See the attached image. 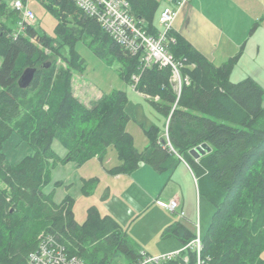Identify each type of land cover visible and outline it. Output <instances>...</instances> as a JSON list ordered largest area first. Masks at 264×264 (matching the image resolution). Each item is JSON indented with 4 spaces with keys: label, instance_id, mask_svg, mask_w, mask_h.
<instances>
[{
    "label": "trees",
    "instance_id": "obj_1",
    "mask_svg": "<svg viewBox=\"0 0 264 264\" xmlns=\"http://www.w3.org/2000/svg\"><path fill=\"white\" fill-rule=\"evenodd\" d=\"M42 2L58 19L56 38L34 25L15 36L21 14L0 0V15L8 14L15 24L0 22V264H29L42 234H52L88 264H114L117 254L126 264L143 259L142 249L113 216L91 206L87 219L79 222L73 196L57 202L44 191L57 163L81 165L104 157L110 146L121 161L110 169L114 174L131 173L144 163L163 171L182 158L191 166L201 200L215 207L201 233L205 264H264V89L251 76L232 78L238 57L216 65L172 28L167 48L183 77L179 94L171 66L144 65V49L130 53L72 0ZM129 2L135 18L157 34L160 1ZM78 41L118 65L126 83L132 85L138 75L137 91L169 119L164 128L145 129L149 145L144 150L127 129L132 116L124 89L104 93L90 105L75 93V72L85 67ZM27 68L36 71L23 87L19 81ZM14 131L33 151L10 163L3 142ZM55 139L66 148L65 157L53 148ZM203 143L211 150L196 158L191 150ZM172 234L184 248L197 231L178 222L166 228L165 235ZM157 264H197V252L188 246Z\"/></svg>",
    "mask_w": 264,
    "mask_h": 264
},
{
    "label": "crops",
    "instance_id": "obj_2",
    "mask_svg": "<svg viewBox=\"0 0 264 264\" xmlns=\"http://www.w3.org/2000/svg\"><path fill=\"white\" fill-rule=\"evenodd\" d=\"M159 1L163 4V7L158 11V25L162 9L168 5L176 7L181 0ZM173 28L187 38L216 65H221L231 57L237 56L238 60L234 70L241 67L243 77L251 76L257 82H263L264 0H186L183 5L179 6L178 15L173 22ZM138 93L141 94L140 92ZM100 159L99 156H95L90 160L101 162L102 160ZM75 169L88 170L86 174L82 170L83 173L80 175V181L82 180V182L87 178H99V181L93 179V185H98L101 182L102 178L98 170L106 172L102 176L111 178L104 187L103 195L98 198L102 203L88 205L89 207L97 206L103 215H111L119 220L114 207L111 205V198L120 195L131 197L133 204L137 205H133V208L136 209L135 214H138L135 215L137 221H139L140 216H143L147 208H154L152 210L155 223L152 222L151 224L150 221L145 220L140 225L136 224L135 220L133 223L136 222L134 224L140 225V227L133 226L134 231L142 230L143 232H148L153 227L164 231L168 225L178 222L183 224L188 231L196 230L194 223L199 217L198 205L202 200L197 177L193 173L191 166L183 158L178 162H173V167L170 166L163 171H159L154 166L144 163L131 173L114 174L110 173L103 161L100 167L92 162L89 164L87 161V163L78 165ZM75 177L74 175L70 179L68 178V181L71 182L70 186H73L76 182L77 178ZM169 184H172V190L167 192ZM69 192L66 195L74 197ZM172 198H176L179 201V207L176 212L158 203V199L169 200ZM180 211H184L185 215L181 217L180 213H178ZM171 213H178V217L175 218L174 214ZM156 216H159V218H156ZM133 223H130V229ZM121 226L123 227L122 224ZM185 234H187V231H185ZM163 235L166 236L165 231ZM169 236H174L175 241L166 249H151L144 243L138 245L140 249L153 256L183 248L184 243L180 237L174 234ZM133 237H131L132 240ZM151 251L158 253L153 254Z\"/></svg>",
    "mask_w": 264,
    "mask_h": 264
},
{
    "label": "rangeland",
    "instance_id": "obj_3",
    "mask_svg": "<svg viewBox=\"0 0 264 264\" xmlns=\"http://www.w3.org/2000/svg\"><path fill=\"white\" fill-rule=\"evenodd\" d=\"M9 5L11 0H4ZM186 1V0H185ZM185 3V2H184ZM31 8L34 10L36 14V21L33 24L40 33L46 34L50 37L56 38V26L58 23L57 17L49 10V8L42 2V0H31ZM11 7V5H10ZM163 7V4L160 3L158 10L159 11ZM10 23L13 27L15 24L12 23V20L6 15H0V22ZM76 49L84 58L85 67L82 71H76L73 78V87L75 93L87 104H91L97 98H99L104 93H109L113 89H124L129 97V101L127 104V110L131 114L132 118L128 122L127 129L133 134L135 139V146L139 150H144L149 145V139L147 134L145 133V129L150 128L152 125H158L161 128H164L165 118L164 116L157 111L152 104H150L146 98L147 96L144 94H139L133 86L126 83L119 74L118 65H111L105 59L100 58L92 48L84 43L83 41H78L76 43ZM241 67L236 68L233 71L232 78L235 81H238L244 78L241 74ZM264 77V75H263ZM264 79V78H263ZM179 83V81H176ZM262 83V84H261ZM260 85L264 89V80ZM264 103V96H263ZM169 119L166 121V125L168 124ZM167 132L165 136H167ZM53 148L61 157H65L66 148L62 145V143L55 139L53 141ZM3 150L7 155L8 162L17 163L26 155L32 153V148L28 142L23 140L20 135L14 131L8 139L3 142ZM100 160L103 161L105 167L107 169H112L113 167L120 164V159L117 155V151L114 146H110L105 154ZM90 164L91 162L97 164L98 167L101 166L100 161H91L87 160ZM87 161L85 163H87ZM84 164V163H83ZM79 164L75 161L68 162H59L57 163L51 171L50 182L44 186L45 192H52L53 199L57 202L62 201L68 194L72 193L73 197V209L75 212L76 219L80 222H83L88 217V209L90 208L88 205L93 203H102L98 200L99 196L103 195V190L106 184L109 183L110 177L102 176L105 175L106 172H101L98 170L99 175L101 176V182L97 185H93L94 181H90L93 179H85L80 181L81 173H88L86 169H75ZM86 168V167H85ZM111 173V172H110ZM76 176V182L73 186L69 184L71 182L68 181L72 176ZM96 181V180H95ZM99 181V178L97 179ZM0 186H4L0 181ZM70 186V187H69ZM68 188V189H67ZM172 190V184H169L168 191ZM93 193V194H92ZM134 202L131 201V197H123V195L116 196L111 198V205L115 209V213L119 218L123 225V228L129 233L130 238L133 237L134 242L138 244L144 243L147 247L151 249H166L170 247V245L175 241L174 236H164L163 231H160L157 228H151L148 232H143L142 230H133V226H139L145 222V220L150 221L151 224L154 222V208H147L146 212H144L143 216H140L139 221L137 218L135 219L136 209L133 208ZM134 206H137L136 204ZM89 207V208H88ZM199 217L194 223V227L196 231L198 230L197 225L199 224L200 232H204L212 219V215L214 213L215 207L207 201L205 198L199 202L198 205ZM179 213V212H178ZM177 213V214H178ZM174 214V213H171ZM177 214L173 216L177 218ZM201 214V219H200ZM182 217V216H181ZM159 218V216H156ZM134 219V220H133ZM134 223L140 224L135 225ZM119 222V223H120ZM132 225V228L129 227ZM129 225V226H128ZM169 226V225H168ZM167 226V227H168ZM166 227V228H167ZM160 233V234H159ZM139 247V246H138ZM163 251V250H162ZM155 254L158 252H152ZM126 260L123 255L117 254L115 257L114 264H126Z\"/></svg>",
    "mask_w": 264,
    "mask_h": 264
},
{
    "label": "built area",
    "instance_id": "obj_4",
    "mask_svg": "<svg viewBox=\"0 0 264 264\" xmlns=\"http://www.w3.org/2000/svg\"><path fill=\"white\" fill-rule=\"evenodd\" d=\"M83 12L94 17L101 26L110 34V36L121 44L132 54H137L144 49L143 61L148 66L153 63H159L163 66H171L173 74L172 80L179 94L181 92L183 77L180 66L175 61L173 54L167 48L168 32L173 28V22L176 19L179 6L183 5L185 0L178 2V6H165L159 16V31L157 34L149 33L145 26L138 21L131 13V4L129 0H72ZM31 0H11L10 5L21 14L18 22L15 36L26 31L36 21V14L31 8ZM175 41L174 39H171ZM133 89H136V83L139 80L138 75H134ZM188 82V77L185 78ZM176 81H179L177 83ZM158 203L176 212L179 207V201L176 198L169 200L158 199ZM181 216L184 211L179 212ZM197 236L190 241L187 246L195 249L197 252V264H205L201 257L202 238L197 225ZM182 248V249H184ZM182 249L169 253L153 256L142 250L143 259L138 264H157L163 259L172 258ZM29 264H88L78 255L69 254L67 248L57 240L52 234H42L38 248L32 251L28 257ZM188 262V257H185Z\"/></svg>",
    "mask_w": 264,
    "mask_h": 264
},
{
    "label": "water",
    "instance_id": "obj_5",
    "mask_svg": "<svg viewBox=\"0 0 264 264\" xmlns=\"http://www.w3.org/2000/svg\"><path fill=\"white\" fill-rule=\"evenodd\" d=\"M36 68H27L22 77L20 78V84L23 87L28 86L35 74ZM211 147L207 144V143H203L201 145H199L198 147H195L191 150V153L196 157L199 158L201 157L203 154H205L206 152L210 151Z\"/></svg>",
    "mask_w": 264,
    "mask_h": 264
}]
</instances>
